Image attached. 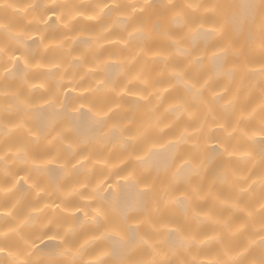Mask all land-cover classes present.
<instances>
[{"label":"bare ground","instance_id":"bare-ground-1","mask_svg":"<svg viewBox=\"0 0 264 264\" xmlns=\"http://www.w3.org/2000/svg\"><path fill=\"white\" fill-rule=\"evenodd\" d=\"M248 3L0 0V264L47 261L61 237L69 264H112L122 217L133 261L264 258V48Z\"/></svg>","mask_w":264,"mask_h":264},{"label":"snow or ice","instance_id":"snow-or-ice-1","mask_svg":"<svg viewBox=\"0 0 264 264\" xmlns=\"http://www.w3.org/2000/svg\"><path fill=\"white\" fill-rule=\"evenodd\" d=\"M148 7H151V5H147ZM105 8H108V5L104 6ZM246 7L251 11V14L249 15L248 18V24L251 26H254L260 33L261 36V47L264 48V0H250V3L246 5ZM258 12V19H257V13ZM227 22L226 18L224 21H222L218 27L210 29L209 34L212 33H220L221 35L224 34L225 31V23ZM160 27L159 23L153 24V28L158 29ZM144 28V24L142 23L140 26H138L135 30L136 31H142ZM131 35V33H130ZM231 47V40L229 43L222 47L220 49L221 53H226ZM2 51V50H0ZM189 55L191 53H188ZM218 55V53H213V56L215 57ZM20 57L17 55L14 57L15 61H19ZM177 76H180L183 78L184 73L182 71H177L175 73ZM187 83V81H185ZM190 87L196 88L195 84H191ZM197 92L200 91V89H196ZM91 111V109H89ZM110 111V110H109ZM98 115V114H96ZM107 118V113H104L103 116H100V121L103 122L104 119ZM261 132L264 133V126L261 128ZM262 146H264V140L261 141ZM262 151H264V148H262ZM23 153V155H27V152L18 149V154ZM136 159L138 161L144 162L146 159H148L147 156H137ZM47 163L51 164L52 161H48ZM39 167H37V171H39ZM125 181H131L133 184L143 182L139 178H137L133 173H130L128 176L124 177ZM103 183V181L101 182ZM144 193L142 192L141 195ZM59 207V205H57ZM264 208V205L261 206ZM95 216L93 217L94 220L99 221V219L102 216L107 217V212L106 210L101 207L95 210ZM129 219H134V218H129V217H122L120 219H109V234H108V239L111 242V250H110V255L113 257H116L117 259L113 260L112 264H145L143 261H133L130 258V253L132 250L135 248V246L138 243L137 240V232H138V227L134 226L132 224H129ZM178 231L177 228H173L169 233V238L174 236L176 232ZM45 236H47L50 240H56L59 236V231L56 232H45ZM140 241H142L144 244H147L148 241L144 240L143 237H140ZM4 251L3 248H0V252ZM71 251V246L67 244V241L64 238H60L59 243L55 245V251L52 256L47 261H31L27 259L23 260H18L16 261V264H69L68 261H65L61 259L60 257H63L66 255L68 252ZM79 253L77 252L75 255H78ZM242 253H237V256L241 255ZM9 255H14V253L9 252ZM227 255V253H226ZM70 264H76V259L75 257L72 259ZM100 264H108L107 261L101 260ZM151 264H166L164 260H153ZM167 264H171V262H167ZM217 264H229L228 261H218ZM235 264H239V261H236ZM253 264H264V258H261L259 261H253Z\"/></svg>","mask_w":264,"mask_h":264}]
</instances>
